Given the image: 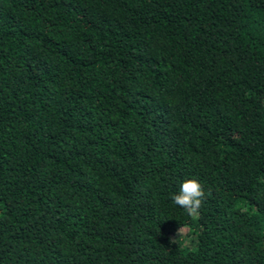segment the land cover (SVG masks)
I'll return each mask as SVG.
<instances>
[{
    "label": "trees",
    "instance_id": "trees-1",
    "mask_svg": "<svg viewBox=\"0 0 264 264\" xmlns=\"http://www.w3.org/2000/svg\"><path fill=\"white\" fill-rule=\"evenodd\" d=\"M0 264H264V0H0Z\"/></svg>",
    "mask_w": 264,
    "mask_h": 264
},
{
    "label": "clouds",
    "instance_id": "clouds-1",
    "mask_svg": "<svg viewBox=\"0 0 264 264\" xmlns=\"http://www.w3.org/2000/svg\"><path fill=\"white\" fill-rule=\"evenodd\" d=\"M205 195L204 188L198 180L187 179L181 184L179 193L174 194L172 199L176 205L183 207L190 216H196L199 213ZM185 231L186 229L182 226L179 229V236L183 235Z\"/></svg>",
    "mask_w": 264,
    "mask_h": 264
},
{
    "label": "rangeland",
    "instance_id": "rangeland-1",
    "mask_svg": "<svg viewBox=\"0 0 264 264\" xmlns=\"http://www.w3.org/2000/svg\"><path fill=\"white\" fill-rule=\"evenodd\" d=\"M186 231L183 235L179 236V230L174 234L176 238L183 240L184 243L191 244L192 242V234L188 231L187 226H183Z\"/></svg>",
    "mask_w": 264,
    "mask_h": 264
}]
</instances>
